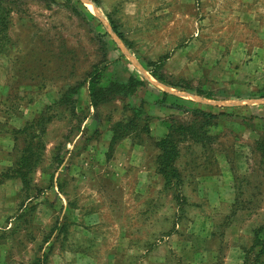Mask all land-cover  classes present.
I'll return each mask as SVG.
<instances>
[{
  "label": "rangeland",
  "instance_id": "obj_1",
  "mask_svg": "<svg viewBox=\"0 0 264 264\" xmlns=\"http://www.w3.org/2000/svg\"><path fill=\"white\" fill-rule=\"evenodd\" d=\"M97 1H0V264H264V0Z\"/></svg>",
  "mask_w": 264,
  "mask_h": 264
},
{
  "label": "trees",
  "instance_id": "obj_2",
  "mask_svg": "<svg viewBox=\"0 0 264 264\" xmlns=\"http://www.w3.org/2000/svg\"><path fill=\"white\" fill-rule=\"evenodd\" d=\"M2 1V0H0ZM94 3L98 4L97 0H92ZM118 35L122 38V35L116 30ZM156 63L157 62H149L145 64L146 68H148L150 74L154 76L161 82H164L163 77L156 71ZM107 66H102L101 63L93 65L92 69L88 73L87 81H88V89L90 95L91 106L94 108L99 107L100 105L109 102L116 95H128L133 94L137 89L138 85H144L146 80L142 76H136L135 74L130 75L127 83H121L119 81H111L108 85L103 84L104 72ZM78 93V87H72L68 89V91L63 96L64 101H72L73 97ZM164 94H168L165 92ZM203 95V93L200 92ZM207 98H213L212 96L206 95ZM209 118H217V114L212 112L206 113ZM147 131L149 130L148 124L143 126ZM181 130H185V128L180 127ZM170 132L163 138H161L157 144L160 148V155L158 158V171L164 177L165 185L169 188H172L173 195L176 200L179 202L184 201L185 197L182 193V175L179 169L176 166V160L179 157L180 150L177 144L175 133L178 130V126L172 124L170 127ZM121 134L117 130L114 131V135L112 138V143L117 142L120 138ZM257 149L260 151L261 156L264 158V138L257 141ZM28 159V157H26ZM21 161L17 164L15 168H13L12 173L6 174L8 177L16 176L20 177L24 184H26V176L21 164L22 160H25L23 157L20 159ZM261 243V242H260ZM255 246V245H254Z\"/></svg>",
  "mask_w": 264,
  "mask_h": 264
},
{
  "label": "crops",
  "instance_id": "obj_3",
  "mask_svg": "<svg viewBox=\"0 0 264 264\" xmlns=\"http://www.w3.org/2000/svg\"><path fill=\"white\" fill-rule=\"evenodd\" d=\"M257 148V147H256ZM259 151V150H258ZM259 153H260V151H259ZM261 154V153H260Z\"/></svg>",
  "mask_w": 264,
  "mask_h": 264
}]
</instances>
